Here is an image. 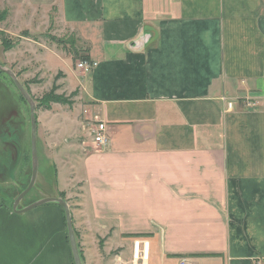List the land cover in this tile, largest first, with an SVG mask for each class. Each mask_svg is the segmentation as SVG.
<instances>
[{
	"label": "crops",
	"instance_id": "0c3cea01",
	"mask_svg": "<svg viewBox=\"0 0 264 264\" xmlns=\"http://www.w3.org/2000/svg\"><path fill=\"white\" fill-rule=\"evenodd\" d=\"M34 1L98 62L61 68L75 119L61 103L39 118L36 183L80 185L77 240L96 223L131 258L133 241L149 239V264H264V0ZM68 237L56 204L0 205V264H74Z\"/></svg>",
	"mask_w": 264,
	"mask_h": 264
},
{
	"label": "rangeland",
	"instance_id": "374dc122",
	"mask_svg": "<svg viewBox=\"0 0 264 264\" xmlns=\"http://www.w3.org/2000/svg\"><path fill=\"white\" fill-rule=\"evenodd\" d=\"M60 1L58 0V3ZM53 13L48 4L36 3L34 0H0V63L16 72L18 78L30 91L36 103H39L45 94L52 90L53 86H59L56 93L63 94L70 102L67 104L61 103L62 105L55 104V107L63 108L64 111L70 113L67 114L68 118L75 119L76 112L74 108H77L79 102L75 98V91L67 89L66 83H63L64 73L61 68L70 71L74 63L77 66L83 60L81 59L82 54H80L82 47L69 27L64 25L57 26L56 18L50 20V14ZM50 50L60 53L67 63H64L56 53ZM47 51L49 52L46 55L47 61H45L44 55ZM65 53L73 55L74 60L70 56L62 55ZM44 108L45 106L39 105L36 111L40 158L46 153L42 147L41 138H39V126L41 124L39 123V118L42 122L41 111ZM22 118H25L27 122L25 125L23 123L20 124L22 131L18 132V129H16L17 123L15 124L12 119L22 120ZM40 130L43 140L45 130L43 127L42 129L40 127ZM10 134L16 138L13 144L10 143L9 145L12 149V154L8 156L3 153L0 146V160L5 159V162H0V164L4 165L3 170L6 167V172L5 170H2V172L12 173L13 178L10 179L9 177V180H7L3 173L0 172V178H5H3L4 181L0 180V205L12 204L13 208L15 199L24 190L19 192L20 188H23L28 183L31 173L30 109L29 105L19 96L12 79L6 77L5 73L0 72V138L4 137L7 139ZM22 136L24 137L20 141ZM86 137H88V134ZM89 139L90 137H88ZM38 187L32 193L31 190L23 198L20 208L31 204L29 202L35 198L60 196L61 193L72 209H79L81 206V196L77 195V193L81 192L80 185L73 187L71 183L69 190L60 193L54 191V183L50 189L42 187L41 190V187H39L40 191ZM71 189L74 190L72 191ZM11 200L13 202H10ZM76 212L78 211L76 210ZM76 219H78V224L82 222L88 225L85 223L84 218L79 216ZM88 227L90 231L84 232L87 236L83 237V242H81L82 238L78 234V242L80 240L83 256H85V264H130L131 256L129 251L127 247L122 246L120 235L115 232L114 227V229L112 228L113 230L110 226L102 228L96 223ZM116 240L118 241L117 243L115 242ZM90 251H95L102 255L99 257L95 255L96 257L90 258Z\"/></svg>",
	"mask_w": 264,
	"mask_h": 264
},
{
	"label": "water",
	"instance_id": "95a60500",
	"mask_svg": "<svg viewBox=\"0 0 264 264\" xmlns=\"http://www.w3.org/2000/svg\"><path fill=\"white\" fill-rule=\"evenodd\" d=\"M0 72L7 74L13 80L17 89L22 94V96L25 98L27 103L29 104L30 117H31L32 175H31V179H30L28 186L15 199L14 204H13V210L16 212H26V211L32 210L44 204H49V203L60 204L65 210L66 219H67L68 235L70 239V244H71V249H72L73 257L75 260V264H84L81 253H80L77 236L75 233L71 208L66 199L60 196H46V197H42L32 202L31 204L25 207H22V208L19 207L23 198L35 186L37 182V178H38V173H39L38 124H37V115H36L37 104L34 98L32 97V95L30 94V92L27 90V88L18 78V75L16 74V72H14L11 68L6 67L5 65L1 63H0Z\"/></svg>",
	"mask_w": 264,
	"mask_h": 264
},
{
	"label": "built area",
	"instance_id": "2783aa9c",
	"mask_svg": "<svg viewBox=\"0 0 264 264\" xmlns=\"http://www.w3.org/2000/svg\"><path fill=\"white\" fill-rule=\"evenodd\" d=\"M98 62L93 60H81L78 63V67L83 69L86 72L92 71L96 68ZM224 98V97H223ZM226 99V98H224ZM234 105L233 101H228V108H232ZM94 134V142L98 146H105L109 142V137L106 132V124L104 122H98L95 127L92 129ZM150 246L151 241L145 238H137L133 241V251L131 264H149L150 258ZM179 264H193L189 258L183 257L180 259ZM254 264H263V260L261 258H256L254 260Z\"/></svg>",
	"mask_w": 264,
	"mask_h": 264
},
{
	"label": "trees",
	"instance_id": "16d2710c",
	"mask_svg": "<svg viewBox=\"0 0 264 264\" xmlns=\"http://www.w3.org/2000/svg\"><path fill=\"white\" fill-rule=\"evenodd\" d=\"M81 59H83V60H85V59H87V60H90V58H89V56H87V55H81ZM3 73V72H2ZM5 76L6 77H9L7 74H5ZM12 82H13V80H12ZM13 84L15 85V83L13 82ZM25 86V85H24ZM15 87H16V85H15ZM58 87L59 86H57V85H55V86H53V88H52V90H50V92H48L47 94H45V96L42 98V100L39 102V103H36L37 104V108H38V106L39 105H41V106H45V108H47V109H49V108H51V104L52 103H62V104H67V103H69L70 101L68 100V99H66L65 97H64V95L63 94H58V93H56V91H57V89H58ZM16 89H17V87H16ZM18 90V89H17ZM29 91V90H28ZM18 92H19V90H18ZM30 92V91H29ZM19 96L21 97V99L24 101V102H26L27 103V101L25 100V98L22 96V94L19 92ZM28 104V103H27ZM29 105V104H28ZM29 109H30V107H29ZM12 121L13 122H15V124H16V129H18L17 131L18 132H21L22 131V127H20V124L21 123H23L24 125L26 124V122H27V120L24 118H22V120H13L12 119ZM30 124H31V117H30ZM10 137H7V139L6 138H4V137H1L0 139H1V143H0V146L2 147L1 148V151L3 152V153H6L8 156H9V154H12V149H11V147H9V145H10V142L13 144V142H14V140L16 139L14 136H12L11 134L9 135ZM14 137V138H13ZM24 136H22L21 138H20V141H21V139L23 138ZM30 151H31V173H30V178H29V180H28V183L23 187V188H20V190H19V192H21L23 189H25L26 187H27V185L29 184V182H30V179H31V175H32V148H31V137H30ZM5 159H1L0 160V162L1 163H4L5 161H4ZM37 187H38V183H36V185L34 186V189H32V191H31V193L34 191V190H36L37 189ZM39 188V187H38ZM18 194V193H17ZM16 194V195H17ZM60 196H62L63 198H64V195L61 193V195ZM7 198H9V197H7ZM38 199H40V197L39 198H35V199H33L32 201H30L29 203H32V202H34V201H36V200H38ZM10 202H13V200H11ZM49 204H56V205H58V206H60L61 208H62V210H63V212H64V220H65V223H66V227H67V219H66V214H65V210H64V208L60 205V204H58V203H49ZM8 207H10V208H12V204L11 205H7ZM73 220H74V217H73ZM75 232H76V235H77V231H76V229H75ZM69 236V235H68ZM68 239H69V237H68ZM69 241H70V239H69ZM79 245H80V243H78ZM82 250L80 249V253H81V256H82V259H83V254H82ZM74 258V257H73ZM73 262H74V264H75V260L73 259Z\"/></svg>",
	"mask_w": 264,
	"mask_h": 264
}]
</instances>
